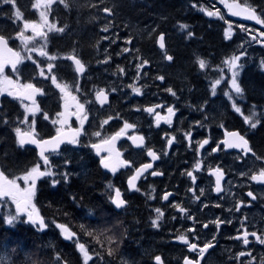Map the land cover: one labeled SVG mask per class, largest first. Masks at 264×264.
<instances>
[{"label":"trees","instance_id":"obj_1","mask_svg":"<svg viewBox=\"0 0 264 264\" xmlns=\"http://www.w3.org/2000/svg\"><path fill=\"white\" fill-rule=\"evenodd\" d=\"M246 1L258 12L264 8V0ZM34 3L35 0H16V7H13L0 0V35L6 36L16 49L15 36L22 23L14 13L19 8L23 19L36 20L38 12L32 6ZM65 4L57 0L51 8V20L64 31L48 34L46 52L57 57L53 61L56 65L53 74L57 79L79 86L78 95L89 111V119L77 144H65L60 153L50 154L54 158L59 155L55 165L61 168L60 173L57 170L55 177H42L37 181L35 203L47 228L41 230L25 221L9 226L0 213V262L83 264L76 244L66 240L55 226L66 224L92 255L89 264H157L154 257L162 250L158 242L165 241V231L151 229L148 232L146 229L153 216L146 194L142 191L129 194L126 175L115 177L104 170L91 144L117 132L124 122L136 124L137 131L143 132L145 127L139 123L152 119L145 111L148 105L175 103V121L180 124L176 128L166 126L168 133L184 137L194 128L196 120L205 116L214 124L224 122L229 128L239 129L249 139L255 157L263 162L264 69L246 64L240 78L245 90V105H256L263 110L260 124L249 131L241 117L230 108L223 92L213 96L210 88L212 80L219 75L217 68L238 50L239 39L237 36L226 38L224 23L209 18L191 0H65ZM104 8L112 9L111 14ZM162 32L165 33L166 50L157 45ZM72 54L85 63V72L81 75L66 58ZM168 54L172 57L170 61ZM199 59L206 61V68L199 67ZM144 61L147 63L143 64ZM141 64L143 67H138ZM7 72L42 89L41 111L35 116L36 131L39 137L53 135L55 126L45 114L53 118L61 110L62 96L52 83L51 75L40 76L38 65L29 61L21 62L14 72ZM161 76L163 81L159 79ZM134 85L141 86L140 93L132 91ZM99 89L109 93V101L104 105L95 100ZM24 114L18 99L0 92V169L9 178L42 163L34 147H21L17 143L15 129ZM104 120L108 123L104 124ZM97 132L99 136L94 135ZM153 137L156 136L153 134ZM153 145L151 142L150 146ZM120 147L126 151L125 141ZM65 173L67 178L63 176ZM53 179L58 183L53 184ZM112 181L121 187L127 201L123 208L117 209L111 200L109 184ZM100 211L116 214L121 219L119 240L108 237L96 227L103 226ZM81 225L85 226L84 230ZM167 256L165 264L179 263L180 257L172 258L169 252Z\"/></svg>","mask_w":264,"mask_h":264},{"label":"flooded vegetation","instance_id":"obj_2","mask_svg":"<svg viewBox=\"0 0 264 264\" xmlns=\"http://www.w3.org/2000/svg\"><path fill=\"white\" fill-rule=\"evenodd\" d=\"M157 104L163 105L157 107L154 113L148 112L149 115L152 117L155 113H159L167 114L163 116L167 117L169 114L166 103L159 102L155 106ZM173 109L172 116H175L177 110ZM171 121V124L164 119H161L159 124L157 120L140 122L139 124L145 127L140 133H133V128H129L119 141V145L125 141L126 151L123 148L120 150L123 160L131 162L130 166L119 164L115 172H110L115 177L125 174V183L130 189L128 193L132 194L135 189L129 186V178L141 165L151 164V168L145 171L135 184L146 194L149 210L157 214L155 210L159 208L163 212L156 231L160 233L165 231V241L158 242L162 250L156 256H160L162 262L166 263L168 252L174 255L178 253L181 258L180 264H183L185 258L196 264L201 256L199 252L190 251L185 243L176 239L183 233L188 236L189 242L196 243L200 248L210 241L215 244L212 249L205 252L199 264H264V244L251 235L255 232L264 238V181L251 179L253 174L260 171L256 167L260 159L243 150L229 151L224 147L222 142L226 133L232 130L240 131L239 129L225 125L227 129L219 127L206 132L196 123L194 128L198 129H194L193 132L187 131L184 137H178L166 130V126L176 128L180 124L178 121ZM188 133L191 134L190 137L186 135ZM153 134L156 137L151 138ZM131 136L143 137V145L135 146L130 141ZM172 137L175 139L169 145L168 141ZM204 140L208 143L199 147ZM151 142L154 144L153 147L150 146ZM149 150L155 152L158 158L153 160L148 155ZM198 161L201 162V167L196 169L195 165ZM216 168L222 169L225 175L221 192L215 191L216 179L209 174V170ZM248 170L250 171L247 172ZM153 171L160 174L152 175ZM187 172L193 173L195 181L187 175ZM168 192L174 194L168 200H164L163 196ZM249 192L253 193L255 199L248 195ZM177 204L186 209V212L182 213L174 207ZM229 217H233L232 220ZM217 221L222 222L217 225ZM189 229L194 231L189 232ZM245 230L249 234L247 245L243 243ZM241 253L244 255H240ZM229 256L230 258L227 259L226 257ZM154 261L157 263L155 259Z\"/></svg>","mask_w":264,"mask_h":264},{"label":"snow or ice","instance_id":"obj_3","mask_svg":"<svg viewBox=\"0 0 264 264\" xmlns=\"http://www.w3.org/2000/svg\"><path fill=\"white\" fill-rule=\"evenodd\" d=\"M3 3L5 4H12L13 7H16V0H2ZM56 2V0H35V3L32 5L33 8L36 9H41L39 11V23L37 22H30L27 20L23 21V29L17 33L18 38L27 46V44L30 41H33L37 36L42 37L44 39H47L48 32H63V28H58L55 23H50L49 18H48V12L51 10V6ZM224 2V0H222ZM59 3L65 4V0H59ZM65 6H67L65 4ZM229 10L232 11L233 15H244L247 19L255 20L257 23L264 24V19L261 18V16H264V8L260 9V15L257 14V10L254 7L251 6H240V5H233V4H228ZM233 7H235L236 10H232ZM105 12L111 14L112 9L110 8H104L103 9ZM15 17L17 19H22V13L19 8H16V11L14 13ZM207 15L213 16V15H219V12H212V11H207ZM47 28V32L44 31V28ZM181 28H187V25H180ZM31 29L33 35L28 36L25 35V31ZM107 31V28L104 29ZM246 30V29H245ZM259 35L261 37H264V32H260ZM226 38H230L231 36V27H229L228 30L225 32ZM253 40L257 39L256 37H252ZM159 42H160V47H164V36L163 34L160 35L159 37ZM264 43V41H261ZM7 43H8V38H6L3 35H0V46H3L4 48H7ZM9 52H11V49H7ZM30 51H37L36 48H31L29 49ZM124 51H128V49H124ZM39 53L41 56H48L50 61H55L57 59L56 56H49L48 52H46L43 47L39 49ZM246 53L241 51L239 55H233L232 57L228 58L227 60L224 61V64L227 65L228 70L231 72V80H230V87L235 93L236 96L238 97H243V89L240 86L239 83V70L243 67L242 64L239 63L241 60V57L244 56ZM14 59L10 61L12 64L13 69L15 70L16 65L20 63V61L25 58L21 57L20 53H13ZM69 60H72L75 65V71L77 73H84L85 72V63L81 61L77 57V55H69L66 57ZM169 60L172 59V57H168ZM147 61H144L143 64H146ZM199 67L201 69H204L207 67V63L203 59H199L198 61ZM262 65H264V61H261ZM143 64L139 65L138 67H143ZM56 65L54 63H48L46 65L47 72L48 73H53L54 68ZM3 62H0V74L3 73ZM120 71H123V69H120ZM40 76H45V69L41 68L39 72ZM50 79L53 84L56 85L57 88H59L62 92H66L68 95H71V92L68 91L69 85L68 84H61L57 82V76L56 75H51ZM159 79L163 80L164 77H159ZM6 82L7 84L11 85L13 82L8 80L7 77L4 78V81H0V84ZM221 83L220 79H217L212 87L213 91H215L216 85H219ZM132 91L135 93H140L141 88L136 87V86H131ZM23 90H18V91H8V89L0 87V92L3 91H8L9 95L12 96H17V97H24L28 100L32 101V104L25 105V110L26 114L24 116V120L22 123H27L28 122V115L27 113H32L33 116L35 115L36 112L40 111L39 106L35 102V95L36 94H42V89L36 87L33 84H26L22 86ZM78 90V87H77ZM169 92H172V89H168ZM175 95V93H172ZM226 95H229V99H232V96L228 93ZM107 95L105 94L104 90L101 89L96 93V99L100 101L101 104L105 103L107 101ZM73 100H76L75 96H72ZM159 107V106H157ZM232 107L237 113H240L243 118L244 122L249 124V126L252 129H255L258 124H260V119L256 118V113L254 110L250 111L248 115H244L242 112L241 108L236 104L234 101L232 104ZM255 106H253L254 108ZM77 108L81 113H84V104H80L77 102ZM145 111L149 113H154L155 110L154 108H147ZM168 116L167 117H160L159 113H155L157 116V124H159L161 119H164L167 123L171 124V116L174 115V109L172 107H168ZM47 118V117H45ZM87 119V114L84 113V115L81 118V127L83 126V121ZM111 119V117H109ZM53 123H57V121H53ZM104 124L108 123V120L103 121ZM134 125L128 124L125 122L124 129L132 128ZM124 129L121 130V132L124 131ZM16 135H17V143L19 146L23 147L26 144H34L37 145L40 149L39 156L43 162L44 169H41V164L36 163L31 169H28L25 171V173L20 176V177H15L13 179H9L8 176L5 175L3 171H0V198H11L15 202L16 206V213L15 214H9L6 217V224L9 226H14L16 222L20 220V214H26L27 216V221L36 225L39 229L43 230L47 228L48 224L46 223L45 219L40 216L38 210L36 209V205L33 203V198L35 197L36 193V183L37 180L42 178V177H54L56 175L55 172L51 170V161L49 158L48 153L50 152H56L62 143L67 141L68 143H71L73 145L77 144L79 141L77 137L80 134V129H76L73 132V135L69 138L67 135H64L61 133V131L58 129L57 130V135L55 137H52L50 140H43V139H37V133L35 130V120H32L31 122V127L29 130L24 131L20 127H17L15 129ZM121 133H117L116 136H119ZM94 135L99 136L100 133L97 132ZM190 137V133L186 134ZM227 139H225L222 143L224 147L226 148H239L243 150L245 153L252 152L251 147L249 146V142L243 135H241L239 132H229L226 133ZM116 137H112L111 139L114 140ZM175 137H172V139H169L168 143L169 145L172 144L173 140ZM137 140L139 141L140 145H143L144 138L143 137H138ZM136 141L134 140V143ZM103 143L107 144L109 141L105 140ZM208 141L204 140L203 143L199 145V147H203L204 144H207ZM93 148L97 150V153L99 154L100 152V146L93 144ZM219 147V146H218ZM213 151H216V149H213ZM148 155L153 158V160L157 159V155L155 152L149 150ZM255 155V153H253ZM257 159H260V157H257ZM101 163L105 168H110L111 171L115 172L117 169V166L119 165H114L110 163L107 159L102 158ZM130 161H120L119 164L123 166H130ZM196 169H199L201 167V162L198 161L195 165ZM149 168H151V164H145L142 165L140 168L136 169L135 174L129 178V186L133 189L136 188L135 181ZM152 175H158L159 173L153 171L151 173ZM214 174L216 175V188L215 190L217 192H221V177L223 175V172L221 169L217 168L214 170ZM187 175L195 181V176H193L192 172H187ZM64 178H67V173L63 174ZM251 179L253 181H264V168L260 169V171L256 174H253L251 176ZM17 180H22L27 187L24 189L20 188V185L17 183ZM53 184L58 183L57 180L53 179ZM113 186L109 184V188H112ZM138 190V189H137ZM203 190H201L202 192ZM171 193H165L163 196L164 200H167ZM249 196H253L252 192L248 193ZM199 197H197L198 199ZM112 202L116 205L117 208L122 207L126 204V201L121 198V192L120 189H115V196L111 197ZM174 207L178 208L180 212H186V209L181 207L179 204L174 205ZM157 216L156 219L153 220V225L158 226L157 221L163 216V212L161 209L157 208L156 210ZM222 221H217V225L221 223ZM58 229H60L61 234L66 240L73 241L76 244V247L80 251V253L83 256V264H89V261L92 260V255L89 254L88 249L86 248L85 244L80 243L76 237L77 233L73 232L66 224H56L55 225ZM82 230H84L85 226L81 225L80 226ZM204 227H207V225H204ZM189 232H193L194 229H189ZM87 235L91 236L93 235L92 232H87ZM248 232L245 230L243 233V243L247 245L249 243L248 240ZM253 237H255L261 244H264V238L261 236H258L257 233L253 232L251 233ZM238 239L240 237H237ZM177 240L185 243L190 251H198L201 256L204 255V253L209 249L212 248L214 245L210 241L208 243H205L202 248H200L196 243H191L189 242L188 236L186 234H180L176 237ZM215 237H213V240ZM112 254V250L109 249V255ZM240 255H244V253H241ZM155 260L157 261V264H163L161 257L156 256ZM2 264V262H0ZM184 264H193L192 261L189 259L185 258Z\"/></svg>","mask_w":264,"mask_h":264},{"label":"rangeland","instance_id":"obj_4","mask_svg":"<svg viewBox=\"0 0 264 264\" xmlns=\"http://www.w3.org/2000/svg\"><path fill=\"white\" fill-rule=\"evenodd\" d=\"M240 1L244 2L247 5H250V6L254 7V8H256L255 6H253L250 3H248L246 0H240ZM191 3L196 5L198 7V9L200 11L204 12L206 15H207V11H212V12H217L218 11L219 15H213V16L207 15V16L209 18L216 19V20L221 21L222 23H224V25H225L224 34H225L226 30H228L229 27H231L230 39L235 37V36L238 37V39H239V42H238V44H239L238 47L239 48H238V50L236 52H234L233 54H231L230 56L226 57L224 59V61L227 60L228 58L232 57L233 55H239L241 51L246 53L244 56L241 57V60L239 61V63L243 65V67L239 70V83H240V86L242 87V89L244 90V86L241 84L240 78H241V75L243 73V70H244L246 64H248V66H251V65L256 66L257 65V67H260V68L264 69V65H262V63H261V61H264V43L261 42V41H264V39H261L256 34V29L252 25L245 24V23L242 24L240 22H237V21H234V20H230L229 18H227L225 9L221 8L220 6H218L216 4V0H191ZM52 6H51V8H52ZM36 10L38 12V18L36 20H27V21H30V22L34 21V22H37V23L40 22L39 21V11L41 9H36ZM50 11L48 12L49 22L50 23H55L54 21L51 20ZM262 17L264 18V16H262ZM17 20H19L20 23H22L21 24V29H20V31H21L23 29V21L25 19H23V17H22V19H17ZM57 27H58V25H57ZM44 31L47 32V28L46 27L44 28ZM49 33H51V32H48V34ZM25 35H28V36L33 35L31 29L26 30L25 31ZM253 36L254 37L256 36V38L257 37L258 38L253 40L252 39ZM15 37H16V39L18 41L17 42V50L20 52L22 57H25V58L22 59L21 62L29 61L31 63H36L38 65V69L39 70L41 68L45 69V73H46L45 76H47L48 74H49V76L53 75V73H48L47 72V68H46V65L48 63H53V61H50L48 56H41L40 53H39V49H41L42 47L46 51L47 39H44L42 37L37 36L33 41H30L27 44V46H26L18 38L17 35ZM31 48H36L37 51H30L29 49H31ZM49 56H51V55H49ZM224 61H223L222 65L219 68H217V70L219 72V75L217 76V78L213 79L212 82H211L210 88H211L212 95L215 96L218 93H222L223 92L224 96L229 100V102L231 104L230 108L232 110H234V108L232 107V104L235 101L236 104L241 108V110L244 113V115H248L250 113V111L254 110L255 113H256V118L259 119L262 116V111L263 110L258 109V107L256 105H253V106H255L254 108H253V106L249 107V106L245 105V103H244L245 102V98H244L245 97L244 96L245 90L243 91V97H238V96L235 95V93L231 89V87H230L231 72L228 70L227 65L224 64ZM74 69H75V65H74ZM5 77H7L8 80L12 81L13 83L11 85H9L6 82H4V83L0 84V87L6 88V89H8V91L23 90L22 86L26 85V84L35 85L34 83L29 82V81H27V82L22 81V78L19 77L18 75L17 76L9 75L8 72L0 74V81H4ZM217 79H220L221 83L219 85H216L215 91H213L212 85ZM57 82L61 83V84H68L69 85L68 91L71 92V95H68L66 92H62L59 89L60 92H61V96H62V108H61V110L58 113H56L53 118H50L47 114H45V116L48 117L51 120L52 123H53V121H57V123H53L54 126H55L56 132H57L58 129L60 131L71 130V129H74V130L80 129V134L84 133V126L87 123L90 114H89V111H88L86 105L81 101V99H80V97L78 95L77 87L79 89V86L76 85V84H73L71 82H64V81H60L58 79H57ZM135 83L136 84L138 83V78H136ZM134 86L141 88L140 85H134ZM36 87H38V86H36ZM99 90H97L96 93ZM8 91H3V92L8 94ZM3 92H1V93H3ZM96 93H95V100L97 101ZM226 93L230 94L232 96V99H229V95H226ZM10 96H12V95H10ZM72 96H75L76 100H73ZM12 97H15V96H12ZM19 101H20V103H21V105H22V107H23V109L25 111V114H26L25 105H29L30 106L32 103H28V102L23 101V100H19ZM77 102H79L80 104H84V113L87 114V119L83 121V126L82 127H81V118L84 115V113H81L79 111V109L77 108ZM36 104L39 106L38 103H36ZM150 106L155 107V104L154 105H150ZM168 106L169 107L171 106V107L175 108V110H177L175 103L170 104V105L167 104V108H168ZM247 110H249V111L247 112ZM40 111H41V109H40ZM40 111L36 112L34 116H33L32 113H27L28 122L27 123H22V121L24 120V117H23L20 120L18 127H20L24 131L29 130V128L31 127L32 120H35V116L38 113H40ZM164 113H167V112L164 111ZM25 114H24V116H25ZM237 114L243 120V123H244L245 127H247V129H249V131H253L254 129H252L249 126V124L244 122L243 116L240 113H237ZM159 115H160V117H163V116H166L167 114L166 115L159 114ZM149 116H151V115H149ZM151 118H152L151 121L152 120H154V121L157 120V116L156 115H152ZM175 119H176V116H171V120H175ZM196 121L197 122H195V124L197 123L198 124L197 126H202V130H205L206 132L213 131L216 127H218V128L222 127L224 129H227V127L225 126L224 122L223 123H219V124H214L213 121H209V119H207V117H205V116L198 118ZM128 124H131V123L128 122ZM124 125H125V122L123 123V125L121 126L119 131H117V132H121V130L124 128ZM132 125H134V127H132L133 128V130H132L133 133H140L139 131H137V125L136 124H132ZM194 129H198V128H193V129L191 128L190 132H193ZM35 130H36V121H35ZM36 133H37V131H36ZM113 134H110V135H108L106 137H102V138L97 139L94 143L91 144V147H92L93 144H99V143H102L105 140H109L112 137ZM119 148H121L120 145H119ZM92 149L95 150V148H93V147H92ZM55 154H57V153H55ZM109 156L110 155H109L108 152L101 153L99 155V157L101 159L102 158H109ZM49 158H50V161H51V170L53 172H55V173L57 172V170L59 172L61 170V168L59 166L55 165V162L59 158V155H56L55 158L52 157L51 155H49ZM256 167H257V170H260V169L264 168V161L262 162L260 160V162H258L256 164ZM251 168H254V167L251 166ZM41 169L42 170L44 169L43 162L41 163ZM0 171H2V170L0 169ZM249 171L250 170H248L247 172H249ZM22 175H19V176H16V177H20ZM13 178H15V177H12V178H9V179H13ZM17 183L20 185L21 189H24L25 187H27V185H25V183L22 180H17ZM110 184L113 186L111 188L112 189V196L111 197L115 196V189H117V188L120 189L121 195L123 197V192H122L121 187L117 183H115L113 181L110 182ZM36 187H37V183H36ZM136 188H135V191H141L140 187H136ZM132 193H134V191ZM33 203L36 205L35 197L33 198ZM151 206H153V205H151ZM36 209L39 212V209H38L37 205H36ZM117 209H120V208H117ZM0 213L4 216L5 221H6V217L9 214H15L16 213L15 202L11 198H0ZM152 213H153V216H152L151 224H150L151 228H150V225H149V228L153 229V230L154 229L157 230L158 226H159V221L161 220L162 216L157 221L158 226H154L153 225V220L156 219L157 214H155L154 211H152ZM100 215L103 216V218L101 220V223L103 224V226L102 227L96 226V227L101 228L102 229L101 232L106 234L108 237H113L116 240H119L120 229L118 227V224L120 223L121 219L116 214L112 215L110 212H105V211H100ZM232 218L233 217H229L230 220H232ZM20 221L28 222L26 214H20V220L18 222H20ZM18 222H16V223H18ZM107 228H110V231H108ZM149 228L148 227L146 228L148 230V232H150ZM118 243L119 242H117L116 245H118ZM34 254L36 255V258H38L37 250H34ZM170 255H171L172 258H178L179 257L178 255H174L172 253ZM225 256H227V255H225ZM226 258L229 259L230 256L226 257ZM164 263L165 262H163V264ZM180 263H181V258H180L178 264H180Z\"/></svg>","mask_w":264,"mask_h":264},{"label":"water","instance_id":"obj_5","mask_svg":"<svg viewBox=\"0 0 264 264\" xmlns=\"http://www.w3.org/2000/svg\"><path fill=\"white\" fill-rule=\"evenodd\" d=\"M216 4L218 5V6H220L221 8H223V9H225V12H226V16H227V18H229L230 20H234V21H237V22H240V23H245V24H249V25H252L255 29H256V34L261 38V39H264V37H261L260 35H259V33L260 32H264V24H260V23H257L255 20H251V19H247L244 15H233L232 14V11H230L229 10V7L227 6L228 4H233V5H240V6H250V5H247V4H245L244 2H242V1H240V0H224V2H222V0H216ZM252 7V6H251ZM233 11L234 10H236L235 9V7H233V9H232ZM257 14L258 15H260L259 14V12L257 11ZM261 18L262 19H264L262 16H261ZM161 34H163V36H164V47L163 48H161L160 47V42H159V37H160V35ZM6 37V36H5ZM7 38V37H6ZM130 42V41H129ZM157 45H158V47L161 49V50H165L166 49V42H165V33L164 32H162V33H160L159 34V36H158V39H157ZM7 49H11V52H9ZM13 53H19L18 52V50L16 49V48H14L10 43H9V40H8V43H7V48H4L3 46H0V62H3V72H5L6 70H8V69H10L11 71H15L18 67H19V65H20V63H21V61H20V63H18L17 65H16V68H15V70L13 69V67H12V64L10 63V61L11 60H13L14 59V57H13ZM21 55V54H20ZM170 55H167V60L168 61H170L169 59H168V57H169ZM22 57V56H21ZM72 61V60H71ZM73 62V61H72ZM74 63V62H73ZM79 74H81V73H79ZM164 80V79H163ZM163 80H161L160 79V81H163ZM104 90V89H103ZM104 92H105V94L107 95V101L105 102V103H103V104H106L107 102H108V100H109V94L104 90ZM39 93L38 94H36L35 95V102H37V100H38V97H39ZM16 99H21V100H23V101H26V102H28V103H32V101L31 100H28V99H26V98H24V97H17L16 96ZM98 103L99 104H101L100 103V101L98 100ZM103 104H101V105H103ZM163 104H157L155 107H153V106H148L147 108H154V110L157 108V106H159V107H161ZM129 129V128H128ZM128 129H124V131H123V133H126L127 131H128ZM73 132H74V130L73 129H71V130H64V131H61V133L62 134H64V135H67L69 138L73 135ZM229 132H239L238 130H232V131H228V133ZM240 133V132H239ZM116 134L117 133H115V134H113L112 135V137H116L114 140H112L111 138L109 139V140H107V141H109V143H107V144H105V143H99V144H96V145H99L100 146V152H99V154L97 153V150L95 149V152H96V154L97 155H100L101 153H105V152H108L109 153V158H105V159H107L110 163H112V164H114V165H119V162L120 161H125V160H123V158H122V153H121V150H120V148L118 147V142H119V140L123 137V134L121 133L119 136H116ZM241 135H243L242 133H240ZM57 135V133H55V134H53V135H51V136H48V137H43V138H40V137H38L37 136V139H43V140H50L52 137H55ZM244 136V135H243ZM139 136H131L130 137V141L135 145V146H137V147H140V146H142V145H140L139 144V141L137 140V138H138ZM245 137V139H247L246 138V136H244ZM225 139H227V136L225 137ZM224 139V140H225ZM134 140L136 141L135 143H134ZM223 140V141H224ZM248 140V139H247ZM248 142H249V146L251 147V145H250V141L248 140ZM68 142L67 141H65L64 143H62L61 145H60V148L56 151V152H59V151H61V149H62V147L65 145V144H67ZM26 145H30V146H32V147H34L36 150H37V152H38V155H39V152H40V149H39V147L37 146V145H34V144H26ZM227 150H229V151H241V149H239V148H226ZM50 153H54V152H50ZM249 154H253L254 153V151L252 150V152H248ZM49 154V153H48ZM40 157V156H39ZM102 164V163H101ZM143 165H145V164H143ZM142 166V165H141ZM140 166V167H141ZM102 167L105 169V170H107L108 172H113V171H111V169L110 168H105L104 166H103V164H102ZM140 167H138V168H140ZM217 169V168H216ZM214 170L215 169H211V170H209V174L210 175H213L214 177H215V179H216V175L214 174ZM222 170V169H221ZM222 172H223V170H222ZM158 173V172H157ZM160 174V173H159ZM224 178H225V175H224V173H223V175H222V177H221V189H222V182H223V180H224ZM215 188H216V186H215ZM216 191V190H215ZM217 192V191H216ZM168 193H171V195L169 196V197H171L174 193H172V192H168ZM121 198L122 199H124L123 197H122V195H121ZM169 199V198H168ZM167 199V200H168ZM213 245H215V244H213ZM214 247V246H213ZM212 247V248H213ZM212 248H209L207 251H209L210 249H212ZM206 251V252H207ZM205 254V253H204ZM203 256H200V259H199V261L196 263V264H199L200 263V260H201V258H202ZM190 260V259H189ZM190 261H192V260H190ZM184 262H185V260H184ZM184 262H183V264H184Z\"/></svg>","mask_w":264,"mask_h":264},{"label":"bare ground","instance_id":"obj_6","mask_svg":"<svg viewBox=\"0 0 264 264\" xmlns=\"http://www.w3.org/2000/svg\"><path fill=\"white\" fill-rule=\"evenodd\" d=\"M212 3V2H211ZM217 6V5H216ZM233 22V21H232ZM237 23V22H236ZM243 24V23H242ZM247 26V25H246ZM255 30V29H254ZM254 32V31H253ZM255 34V33H254ZM256 37V36H255ZM258 38V37H257ZM39 213H41L40 211H39ZM24 220V219H23Z\"/></svg>","mask_w":264,"mask_h":264}]
</instances>
